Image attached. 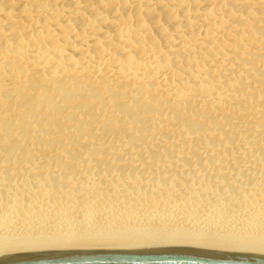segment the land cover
Segmentation results:
<instances>
[{
  "label": "bare ground",
  "instance_id": "1",
  "mask_svg": "<svg viewBox=\"0 0 264 264\" xmlns=\"http://www.w3.org/2000/svg\"><path fill=\"white\" fill-rule=\"evenodd\" d=\"M31 86L76 119L78 139L56 120L28 129ZM0 95V119L32 134L0 127V252H264V0H0ZM67 95L109 99L120 113L96 117L140 146L84 140ZM17 97L22 113L6 106ZM139 109L143 135L128 120Z\"/></svg>",
  "mask_w": 264,
  "mask_h": 264
},
{
  "label": "water",
  "instance_id": "2",
  "mask_svg": "<svg viewBox=\"0 0 264 264\" xmlns=\"http://www.w3.org/2000/svg\"><path fill=\"white\" fill-rule=\"evenodd\" d=\"M0 264H264V252L178 245H58L0 252Z\"/></svg>",
  "mask_w": 264,
  "mask_h": 264
},
{
  "label": "rangeland",
  "instance_id": "3",
  "mask_svg": "<svg viewBox=\"0 0 264 264\" xmlns=\"http://www.w3.org/2000/svg\"><path fill=\"white\" fill-rule=\"evenodd\" d=\"M203 3H204V1H203ZM156 36H157V34H156ZM90 87L91 86L86 87V88L89 89ZM30 90H31L29 92L30 95L31 96L34 95V97H37L38 99L36 101H34V102L32 101V103L34 104V108L32 109V112L31 113H28V115H26V117H22L21 118V120L23 118L25 119V120L23 119L25 121V122L23 121L24 123H29L30 124V128L28 127V129H32V127H38V126H41V127L44 126L46 129H50V127H52V122L56 120L59 123H64V125L68 128V129H66V128L65 129H62V128H59L57 126L56 127H52L51 129L54 130L57 133V136H60L61 137V135H63L64 137H61V138L62 139H67L66 141H68V143H72L73 142V141H71L72 138L78 139L79 136H78V134H76L77 133V130H78V127H77V125L75 123L76 119L66 118V117H68V115L66 116L65 113H62L61 112V110H57V108H53L54 107L53 106L54 104H50V106H51L50 107L48 105V103L45 101L46 99L45 100L43 99L42 92L38 89V87H36V86H33L32 87L31 86ZM61 95L62 94H60V96ZM137 95L138 94H135L134 96H132V99L133 98H135V99L136 98H139V95L140 94L138 96ZM3 96L6 97L5 95H3ZM1 97H2V95H0V98ZM69 97H70L69 95L64 96V98H66L65 101L66 100L67 101L64 102L63 104L66 105V104H69V103L75 101V106L76 107L75 106L73 107V115H74V117L78 116V118L84 119V121H85V123L87 125V127H85V131H84L85 133L83 135H81L84 140L93 139L92 141H94L97 144L98 143H110L111 141L116 140V141L121 142L123 145L134 146V147L140 146L139 143H130L129 141H127L126 139H128V138L125 137L126 138L125 139L123 137V135H121V133H119V131H115V130L114 131H112V130L111 131H108V129H106L103 126L105 124L104 122H106V121L105 120H102V119H98L96 117V115H98L99 113H102V111L105 108H107V110H110L111 113H114V114L120 113V112L117 111L118 110L117 109V106H115L114 103H112L109 99L108 100H105V101H102V100L97 99L93 95H91L90 98H87V99H89L91 101V104L94 105V108L91 109L89 106L86 105V107H85L84 104H82L80 101H77L76 100L77 98L75 96L74 97H71V98H69ZM17 98H19V97H17ZM20 98L17 99V100H16V98L13 99L14 102H12L13 100L11 102L9 101L10 103L9 102H6V106L8 107V109L10 108L11 110H14V113L19 112L21 110L20 113H22L23 112L22 111L23 109L21 108V106L24 104V102H23V104L21 103L22 105L17 104V103H20L19 102V100H21ZM74 98H76V99H74ZM4 99L7 100V97L6 98H3L1 101H3ZM135 102L138 103V102H140V100H138V101L137 100L136 101L134 100L133 103L136 104ZM18 108H19V110H18ZM39 110H43L45 112L44 114H46V115L49 114V116H53L54 119H50L49 118L50 119V123H49L47 119H44V118L39 117V115H37V112ZM138 112H140V116H137V118H134L133 117V119H132V117L130 115L125 116V115H127L125 113H124L125 115L122 114V116H124L125 119H128L129 117H131V119H128L129 120V123H132L137 128V131L140 132V135H143L144 134V124L141 123V120L144 118L143 115L145 114V110L144 109H139ZM2 113L3 112L0 111V114H2ZM120 117H121V115H120ZM13 119H14L13 117H2V119H0V127L1 128H6L7 129L6 132H12L14 136H20L21 138L27 137V136H32V134H28V132H27V134H25L24 132H20V131L19 132H16V131L11 130V128H12L11 126H13V125L15 126L16 125V123L15 124H12L11 123L12 121H14ZM100 120H102V121H100ZM100 123H101L102 126L100 125ZM90 129L91 130H94L95 131V134H92L91 135V134H89V133L86 132L87 130H90ZM33 133H35L34 130H33ZM79 133H81V132H79ZM40 135H41V132H40ZM58 139H59V137H58ZM138 142H140V141H138ZM7 145H8V143L6 142L5 145H4V147H6ZM32 146L33 147H37L35 145H32ZM48 146H49V149L50 150H57V146H53V145H48ZM151 155H152V157H154L153 154H151ZM152 157H151L152 160H150V161H153V158ZM43 159H45V158H43ZM154 159H157V157H154ZM51 162H53V161H51ZM96 162H93V163H96ZM39 163H41V161ZM104 165L105 166H108V164H104ZM104 165H103V167H104ZM147 165H149V164H147ZM61 166L64 167L63 165H61ZM99 168H100V166H99ZM119 171H121V170H119Z\"/></svg>",
  "mask_w": 264,
  "mask_h": 264
}]
</instances>
